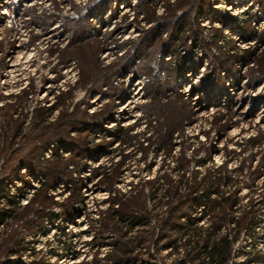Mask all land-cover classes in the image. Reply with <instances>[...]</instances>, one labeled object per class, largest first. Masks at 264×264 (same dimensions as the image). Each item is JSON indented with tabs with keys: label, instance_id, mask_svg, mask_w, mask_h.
Returning <instances> with one entry per match:
<instances>
[{
	"label": "rangeland",
	"instance_id": "1",
	"mask_svg": "<svg viewBox=\"0 0 264 264\" xmlns=\"http://www.w3.org/2000/svg\"><path fill=\"white\" fill-rule=\"evenodd\" d=\"M14 95L22 115L51 110L46 122L2 118ZM8 128V152L35 172L11 173L8 194L32 208L51 198L37 216L16 212L23 250L0 264H123L119 245L150 235L128 264H171V247L154 246L170 234L158 200L146 199L155 180L183 190L179 161L186 180L225 162L252 171L264 154V143H247L264 142V0H0V131ZM45 139L41 158L31 149ZM263 181L254 183L262 201ZM142 202L148 227L129 230L115 211ZM257 221V238L237 244V264H251L253 247L264 256V209Z\"/></svg>",
	"mask_w": 264,
	"mask_h": 264
},
{
	"label": "trees",
	"instance_id": "2",
	"mask_svg": "<svg viewBox=\"0 0 264 264\" xmlns=\"http://www.w3.org/2000/svg\"><path fill=\"white\" fill-rule=\"evenodd\" d=\"M12 98L15 102L4 106L6 109L2 118L11 122L13 116H16L17 120L21 116L20 119L24 123L27 121L28 115H31L30 118H33L39 126L46 122L47 113L51 110L35 108L29 114L22 115L20 102L17 101L20 96L14 95ZM21 128L19 127V132L22 131ZM15 136L16 133L12 128L0 131V161H2L0 164V199L5 197L9 207L6 210L0 209V226L2 225V229H0V255L6 256H15L23 250L19 249L21 240L18 239L16 230L13 229V225L18 222L15 216L16 212L22 209L28 212L27 216H37L42 213L43 208L40 207H44L46 200L51 198L45 196V199L38 204L39 208H32L30 200H27L24 206L21 205L24 195L16 196V201H14L13 195L8 194V182L11 173L19 174L21 170H25L27 175L35 173L28 164H25L23 157L18 158L16 155L14 158L13 154L8 152L13 147ZM172 140V136L167 139L168 142ZM261 140V136L258 138L255 136L248 139L247 143L251 147L260 148V145L264 143ZM48 143L49 140L45 139L41 142L42 146L34 147L31 151L37 152L43 158V152L47 149ZM57 149L56 146L55 151ZM260 155L261 161L252 171H250L251 166L246 171L242 165L234 169H227L225 162L219 166L206 169L200 177L195 175L192 178H186V180L184 179L186 177L184 170L188 162L186 160L179 161L176 170L182 172V179L179 182H182L183 190L171 187L168 179L164 178L165 180H163V178L158 177L155 180L154 192L147 194L146 199L147 201L149 199L158 200L161 216L159 226L164 229L169 228L170 234H163L160 241L153 243L157 248L159 243L164 241L165 245L171 247L173 254L176 255L171 264H237L234 261L237 244L247 237L250 239L257 238L258 234L255 232L258 224L257 216L261 209H264V201L258 199L260 194L256 193L257 189L254 186L256 179L264 173V154ZM51 156L55 157L56 152H52ZM59 159L61 160L60 157ZM162 186H166V189L157 196L156 194L160 189H164ZM239 186H245L251 190L245 195L247 198L245 203L242 202L245 197H240L237 194ZM262 186H264V181ZM224 188L229 190L232 188L233 190L227 192ZM183 206L188 208L187 213L179 214ZM127 208L125 210L120 209L121 212H119L120 210L115 211V213L121 221L129 225V230L134 228L133 225L136 223L148 227L149 213L144 202L131 207V210ZM197 209L200 210L198 215L192 214ZM182 215H184L183 221L180 220L183 218ZM5 220H10L11 223L3 224ZM31 223L33 221L28 220L26 227H30ZM151 242L152 235L149 236L148 241L146 238H142V241H128L120 244V248L117 250L118 254L121 253L123 257L128 258L120 262L123 264L131 263L132 256H129V249H133L135 243L137 244L134 246L143 247ZM255 248L253 247L252 252L247 255V262L251 264H257L258 261L264 259V256ZM116 260H120V258L116 257Z\"/></svg>",
	"mask_w": 264,
	"mask_h": 264
},
{
	"label": "bare ground",
	"instance_id": "3",
	"mask_svg": "<svg viewBox=\"0 0 264 264\" xmlns=\"http://www.w3.org/2000/svg\"><path fill=\"white\" fill-rule=\"evenodd\" d=\"M257 1V0H256ZM125 11H124V13H127V12H129V8H125L124 9ZM230 10V9H229ZM137 84L136 85H139V83L138 82H136ZM140 86H141V83H140ZM141 87L140 88H137V90H136V92L134 93V95H133V98H134V96L137 98V101L139 100V99H141ZM135 99V98H134ZM128 106V105H127ZM124 111V110H123ZM112 126V125H111ZM128 126V125H127ZM76 223H80V221H77Z\"/></svg>",
	"mask_w": 264,
	"mask_h": 264
}]
</instances>
